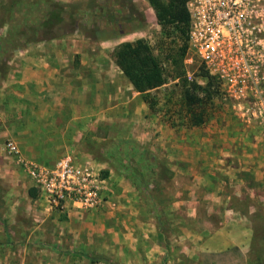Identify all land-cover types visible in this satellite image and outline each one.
<instances>
[{
	"label": "rangeland",
	"instance_id": "rangeland-1",
	"mask_svg": "<svg viewBox=\"0 0 264 264\" xmlns=\"http://www.w3.org/2000/svg\"><path fill=\"white\" fill-rule=\"evenodd\" d=\"M256 16L264 27V6ZM140 38H160L147 0H0V144L37 164L71 155L104 188L99 208L42 238L38 192L0 152V264H264V115L220 86L190 126L179 78L149 92L151 110L114 62ZM39 44L60 60L56 80L23 76ZM182 64L205 86L197 59Z\"/></svg>",
	"mask_w": 264,
	"mask_h": 264
},
{
	"label": "built area",
	"instance_id": "built-area-1",
	"mask_svg": "<svg viewBox=\"0 0 264 264\" xmlns=\"http://www.w3.org/2000/svg\"><path fill=\"white\" fill-rule=\"evenodd\" d=\"M187 57L195 58L215 77L228 97L252 106L264 115V27L257 10L264 0H189ZM0 152L16 156L49 210H95L103 203V181L93 169L78 165L71 155L52 164L21 157L13 140Z\"/></svg>",
	"mask_w": 264,
	"mask_h": 264
},
{
	"label": "trees",
	"instance_id": "trees-1",
	"mask_svg": "<svg viewBox=\"0 0 264 264\" xmlns=\"http://www.w3.org/2000/svg\"><path fill=\"white\" fill-rule=\"evenodd\" d=\"M147 1L160 27V38L153 46L145 38L121 43L114 50V62L135 91L143 95L151 110L155 108L156 101L149 92L168 80L179 78L189 125L203 124L207 119L206 105L219 93L220 83L204 70L201 76L206 79V84L201 86L194 80H188L182 69L188 50L190 18L186 4L189 0ZM33 41L29 39L26 44Z\"/></svg>",
	"mask_w": 264,
	"mask_h": 264
},
{
	"label": "crops",
	"instance_id": "crops-1",
	"mask_svg": "<svg viewBox=\"0 0 264 264\" xmlns=\"http://www.w3.org/2000/svg\"><path fill=\"white\" fill-rule=\"evenodd\" d=\"M39 47L41 49V52H38L37 54H35V51H31V50H27L26 51V56L23 58L24 61V68H23V76L26 77L28 79H33L36 77V70L39 69L41 70L39 73V77L43 76V73H45L46 75V79H54L56 80L58 78V76H61V65L59 63L60 60H57L58 57L54 58V66L53 64L48 63V58H47V50H49L52 45L48 48V45H44V44H39ZM31 47H28V49ZM60 47H53V54H56L57 49H59ZM38 51V50H37ZM43 68H45V70H42ZM40 81V85H42V80L39 79ZM47 86L45 87L46 89H49L51 84L49 81L46 82ZM27 96H22V98H45L42 93H40L39 96H31L29 92H27ZM49 96V95H48ZM57 97H55V95L49 96L47 98H59L58 95H56ZM1 98V97H0ZM15 98H18L17 96ZM8 140V139H7ZM11 140V139H10ZM38 204L35 203L33 205V210H34V216L36 218V220L39 221L38 225H37V229H39L42 234L41 237H45L46 234L49 235L51 233L47 232L49 230L53 231L54 230V226H57L58 224H62L61 222L63 221H58L59 219H63V218H74V209L68 208L66 210L63 211H54V210H49L47 208L46 203L40 198L39 194H38ZM38 230V231H39ZM50 231V232H51Z\"/></svg>",
	"mask_w": 264,
	"mask_h": 264
}]
</instances>
